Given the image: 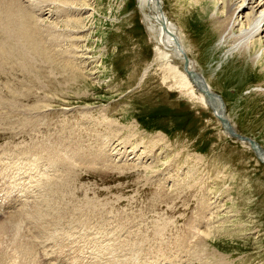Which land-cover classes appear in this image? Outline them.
Wrapping results in <instances>:
<instances>
[{
    "label": "rangeland",
    "instance_id": "374dc122",
    "mask_svg": "<svg viewBox=\"0 0 264 264\" xmlns=\"http://www.w3.org/2000/svg\"><path fill=\"white\" fill-rule=\"evenodd\" d=\"M134 1L67 0L69 16L41 17L65 36L58 49L35 34L50 61L2 40L0 194H11L0 218L32 212L20 230L39 264H264V165L173 87ZM162 1L226 118L264 149V33L251 48L257 67L224 60L213 2L198 19L188 0ZM34 164L45 174L27 192L14 173ZM4 245L5 264H29Z\"/></svg>",
    "mask_w": 264,
    "mask_h": 264
},
{
    "label": "bare ground",
    "instance_id": "6f19581e",
    "mask_svg": "<svg viewBox=\"0 0 264 264\" xmlns=\"http://www.w3.org/2000/svg\"><path fill=\"white\" fill-rule=\"evenodd\" d=\"M206 1H208V2H206ZM203 2H206V3L202 4ZM210 2L214 3V4L212 3L213 7H212V12L209 15L210 19H212V21H214V23L216 24L215 26H218L220 28V35L217 38L215 47L216 48L217 47L218 48H224L223 49L224 51H222L223 52L222 55H223L224 60L228 59L230 56H232L234 54H238V56H236V57H239V59L240 58L242 59L246 56V59H249L251 61L250 63H252L254 65L253 67H257L261 61V54L259 52H254L253 54H251L252 53L251 48L253 47V45L256 41L260 40L261 34L264 33V0H188V2L186 3L188 5L187 6L183 5V8L187 9V14L189 16H191L192 18L194 17V18L199 19V18H203L204 16H208V14H209L208 13L209 12L208 3H210ZM134 3H135V9H136L137 13L139 14L140 24L143 27L144 33L147 37V40L153 46L155 54L157 55V59H159L161 62H163L165 64V65L163 64L164 65L163 67H165L170 79L172 81H174L173 87H177L180 90V92L187 98L188 102H190L192 104V106L201 107V109L205 110L208 113H211L213 115V117L217 119L216 112L214 111V109L207 103V101H205L203 96L197 90H195L193 88V86L189 83L188 79L186 78V76L183 72L182 66L184 63H186L187 69L190 68L191 70L196 71V72H197V66L195 65V62L191 59V57L189 56V54L187 52L185 39L183 38V36L181 34L180 28L178 26H176V24H174L172 21H170V19L165 15V13L163 11V1L162 0H135ZM44 8L49 9V10H44ZM179 12H180V10H179ZM70 13H72V11H71V8H69V6L67 4V0H0V52L3 51L2 47L5 46V44L7 43V42L2 41V40L5 39V36H7V38H10L12 36L13 40H15V45H18L19 41H23V42L26 41V42H28L27 43L28 45L26 46L27 48L30 47L41 59H43V60L45 59L46 61H50V60H47L49 56H48V53L46 51V48L43 45H41V41H38L39 39L37 40V37H35V34L42 35V36L44 35V37H46L45 42L47 41L46 39L48 38V39L52 40L51 42L56 41L57 43H60L57 45L58 49H60L62 47L61 43H63L65 36L63 35V32L62 33L58 32L61 30L57 29V24L48 25V26L44 25L43 26L42 21H41V17L45 18L43 20L54 19L55 21H57L58 18H60L62 16H67V15L69 16ZM36 17H37V19L35 20ZM191 17H190V19H191ZM39 23H41V24H39ZM161 23L163 25V28L161 27ZM198 25L200 27H203L202 24H198ZM165 30L174 35V37L177 41L178 47H176L173 44V41L171 40V38L165 34V32H164ZM56 42L55 43L53 42V44H56ZM43 43H44V40H43ZM45 45H46V43H45ZM8 46H9V44H8ZM11 54H13V53H11ZM36 54H34V55H36ZM53 54H52V56H54ZM17 56H18V54H17ZM181 56H184L186 58L185 62L180 60ZM220 58H222V57H220ZM9 59H11V58H9ZM21 61H23V60H21ZM241 62H242V60H241ZM244 63H245V61H244ZM244 67H245V65H244ZM145 74L146 73H144V75ZM203 81L207 85L208 89L210 91H212L211 83L205 81L204 78H203ZM221 101H222V99H221ZM221 103H222V107H223L224 106L223 101ZM49 107L50 106H48V105L43 106V108H49ZM229 124L231 126L232 131L237 133L230 121H229ZM222 133L226 137H229L223 129H222ZM238 135H240V134H238ZM236 141L239 142L240 144L244 145V146L246 145L243 141H240V140H236ZM109 150L111 152H114L116 149L115 148H109ZM260 159L262 161H264L263 157H261ZM21 167H22V169H20V167L15 169L16 171H15L14 175L20 176L21 174H24L23 176H20L17 179L20 182H22L23 186L25 187L24 189H27V192H28L29 188L32 186L33 182H34V184L37 182L36 178H40L39 175L43 176L41 173L44 172L43 174H45V171L41 172L39 170V168H37L35 166V164L31 168L30 167L27 168V170H25V171H23L25 169L24 165ZM43 169L47 171V169H45V168H43ZM31 170H32V172H35V173H32ZM0 172H3V174L5 173L1 166H0ZM11 176H13V175H11ZM13 178L15 179L16 177L14 176ZM6 179H7V177H6ZM14 179H13V181H14ZM43 179H45V178H43ZM23 180L25 182H23ZM16 182H17V180H16ZM25 183H27V184H25ZM4 185H5V183H4ZM14 185H15V183H14ZM14 185H13V187L15 189V187H17L16 186L17 183L15 186ZM47 185L50 186L49 184H47ZM20 188H21V186H20ZM8 192H10V191H8ZM4 193H6V192H4ZM23 193H24V191H23ZM18 194H20V193H18ZM4 195H6V197H7L8 193H6ZM41 196H43V195H41ZM44 197L46 198V196H44ZM12 201H14V200H12ZM36 204L38 205V203H36ZM36 204L33 206V208H36ZM49 207L50 206H48V208ZM20 209H21V207H20ZM39 209H40V205H39ZM37 211L39 212V210H36V214H37ZM27 212H26V214L24 212L21 213L20 216L18 217V219H16L17 216H12V217L7 219L10 212L8 214L3 215L0 218V227H1L0 233L2 235V237H0V239L5 238V239H2L3 243L0 240V247L2 248V245H4L5 240H6V243H5L6 245H4V246L7 250L14 249V252L19 254L20 258L24 257L25 260L27 259L26 261H28V258H29L31 261V262L29 261V264H34L35 260L36 261L39 260L38 256L37 255L34 256V253L32 252V247H33L34 242L29 241L27 237H23V235L21 234V230H20V226H21L20 219L25 220L29 216H30L29 218L31 219V216H32L31 213L32 212L30 213V215ZM17 213H18V211H17ZM19 213H20V211H19ZM3 218L7 219L6 222L1 221ZM24 220H22V221H24ZM26 221L28 222L29 220L28 219L25 220V223H26ZM51 223H54V222H51ZM30 224H32V222ZM34 224H36V226H37V223H34ZM38 224H39V222H38ZM40 224H41L40 226H42V223H40ZM24 225H27V223ZM33 226L34 225L32 224V227ZM34 228H35V226H34ZM3 236H5V237H3ZM41 238H42V236H41ZM90 238L92 239V237H90ZM85 239H87V238H85ZM30 240H32V239H30ZM42 243H41V245H42ZM38 245H39V243H38ZM60 245L61 244H59V246ZM1 248H0V264H5L4 262H5V258H6V256H5L6 251L4 249H1ZM33 248H34V250L36 249V247H33ZM43 248L44 247L42 245L40 247V249L44 252ZM51 250L52 249H50V251ZM38 251L39 250L37 249V252ZM37 252H36V254H37ZM88 253H90V252H88ZM48 254L50 255V252ZM42 255L45 256L44 254H42ZM209 255H210V257L214 256V254L212 252L209 253ZM31 256H32V259L30 258ZM33 256H34V258H33ZM57 256H59V255H57ZM7 257H9L8 254H7ZM52 257L54 258V256H52ZM52 257H50V258H52ZM45 258L42 257V259H45ZM53 258H52V260H53ZM61 258L64 259L63 256H61ZM17 259L19 260L18 257H17ZM33 259H34V261H33ZM197 260H198V262H200V259H197ZM63 261H59V262H63ZM37 263H38V261H37ZM26 264H27V262H26Z\"/></svg>",
    "mask_w": 264,
    "mask_h": 264
},
{
    "label": "water",
    "instance_id": "95a60500",
    "mask_svg": "<svg viewBox=\"0 0 264 264\" xmlns=\"http://www.w3.org/2000/svg\"><path fill=\"white\" fill-rule=\"evenodd\" d=\"M161 27L163 28L162 23ZM164 32L168 37L171 38L173 44L178 47L174 35L166 30ZM180 60L185 62L186 58L184 56H181ZM182 69L189 83L193 86L195 90H197L203 96L205 101H207V103L216 112V117L220 127L227 133L230 138L243 141L247 145V147L252 151L255 159H257L264 165V161L260 159L261 157L264 158V149H262L254 140L242 135H238L237 133L232 131L229 121L225 116L224 108L222 107V101L219 95L208 89L207 85L203 81V78L198 72L193 71L190 68L187 69L186 63L183 64Z\"/></svg>",
    "mask_w": 264,
    "mask_h": 264
}]
</instances>
